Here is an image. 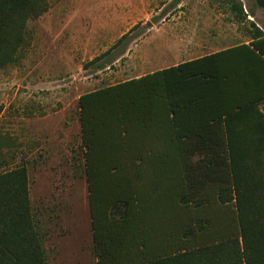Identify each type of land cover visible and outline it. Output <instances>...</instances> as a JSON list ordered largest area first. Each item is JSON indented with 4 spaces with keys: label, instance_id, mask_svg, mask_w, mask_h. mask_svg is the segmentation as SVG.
Wrapping results in <instances>:
<instances>
[{
    "label": "rangeland",
    "instance_id": "374dc122",
    "mask_svg": "<svg viewBox=\"0 0 264 264\" xmlns=\"http://www.w3.org/2000/svg\"><path fill=\"white\" fill-rule=\"evenodd\" d=\"M193 1L162 0L157 5L162 12L143 24V0H45V12L27 21L14 60L0 68V173L26 167L32 209L50 228L46 264H95L93 212L97 227H122L114 254L118 264L121 251L125 264H141L143 256L170 254L235 231L231 204H179L181 195L190 203L204 197L202 190L210 184L231 185L222 156L204 173L196 157L157 163L139 145L127 154L109 150L106 155L103 141L95 138L89 155L90 202L78 98L194 58L164 56L159 49L150 55L138 45L147 24L165 11L176 27L183 23ZM244 1L246 8L237 15L239 42L251 39L256 28L264 35V0ZM248 14L250 22H245ZM259 110L264 117V102ZM110 157H116L114 165L106 167ZM118 197L128 201L127 215L110 224L109 205ZM210 198L215 200L213 192ZM187 230L191 239L183 236Z\"/></svg>",
    "mask_w": 264,
    "mask_h": 264
},
{
    "label": "trees",
    "instance_id": "16d2710c",
    "mask_svg": "<svg viewBox=\"0 0 264 264\" xmlns=\"http://www.w3.org/2000/svg\"><path fill=\"white\" fill-rule=\"evenodd\" d=\"M46 8L45 0H0V68L14 60L27 21ZM127 37L123 35L118 43ZM263 102L264 35L257 28L248 44L78 98L88 182L95 138L103 141L106 155L109 150L127 154L129 148L139 145L147 159L157 163L169 158L189 162L196 157L204 173L221 156L227 162L229 187L210 184L202 190L204 197L190 203L181 195L179 204L195 208L211 201L231 204L235 231L170 254L143 256L141 264H264V117L259 110ZM115 158L110 157L106 167L114 165ZM88 189L92 204L90 182ZM211 192L215 200L210 198ZM111 204L107 221L119 224L127 215L128 201L118 197ZM97 226L93 212L95 264H118L114 254L120 247L122 238L117 236L122 227ZM49 231L32 209L26 167L0 173V264H46L44 244ZM183 236L191 239L193 233L187 230ZM121 254L119 264H125L123 251Z\"/></svg>",
    "mask_w": 264,
    "mask_h": 264
},
{
    "label": "crops",
    "instance_id": "0c3cea01",
    "mask_svg": "<svg viewBox=\"0 0 264 264\" xmlns=\"http://www.w3.org/2000/svg\"><path fill=\"white\" fill-rule=\"evenodd\" d=\"M161 1L143 0L141 4V8L144 9L143 24L162 12L163 9H158L157 6ZM166 1L170 3L172 0ZM245 2L244 0H195L191 2L185 21L179 23L177 27L173 22L174 18L169 16L171 12L165 11L157 22H150V27L146 28L138 45L144 44L150 55H154L159 49L160 54L164 56L171 54L180 57L195 56L185 60L190 61L237 45L248 44L250 38L239 42L243 37L237 16L241 14L240 8H246L247 2ZM180 4L178 6H181ZM249 19L251 16L248 14L245 22H250ZM178 64L180 63L171 66Z\"/></svg>",
    "mask_w": 264,
    "mask_h": 264
},
{
    "label": "water",
    "instance_id": "95a60500",
    "mask_svg": "<svg viewBox=\"0 0 264 264\" xmlns=\"http://www.w3.org/2000/svg\"><path fill=\"white\" fill-rule=\"evenodd\" d=\"M150 27V24H147V28Z\"/></svg>",
    "mask_w": 264,
    "mask_h": 264
}]
</instances>
